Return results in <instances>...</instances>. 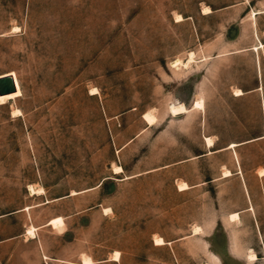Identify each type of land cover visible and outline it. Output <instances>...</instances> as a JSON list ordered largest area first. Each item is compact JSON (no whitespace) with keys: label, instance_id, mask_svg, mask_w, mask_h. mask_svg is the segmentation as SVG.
I'll list each match as a JSON object with an SVG mask.
<instances>
[{"label":"rangeland","instance_id":"374dc122","mask_svg":"<svg viewBox=\"0 0 264 264\" xmlns=\"http://www.w3.org/2000/svg\"><path fill=\"white\" fill-rule=\"evenodd\" d=\"M9 72L0 264H264V0H0Z\"/></svg>","mask_w":264,"mask_h":264},{"label":"bare ground","instance_id":"6f19581e","mask_svg":"<svg viewBox=\"0 0 264 264\" xmlns=\"http://www.w3.org/2000/svg\"><path fill=\"white\" fill-rule=\"evenodd\" d=\"M202 13L203 14H209L210 12H211V9L208 7V6H204L203 8H202ZM258 11V10H257ZM260 11V10H259ZM258 13H261V12H258ZM256 12H252L251 13V16H252V18L253 19H255V16H256ZM251 18V19H252ZM183 19H182V17L180 16V15H177L176 16V21H182ZM254 47V46H253ZM259 47H262V44H260V46ZM255 50L257 49L256 48V46H255V48H254ZM193 56H194V53H189V62L188 63H185V64H183L179 59H177V60H175V61H173L171 64H172V67H174V68H179L180 67V65L181 66H183L184 65V67H187L188 65H189V63L193 60ZM6 75H10L11 77H13V80H14V84H15V86H16V91L15 92H13V93H9V94H5V95H0V104L1 103H3L5 100H15V99H17L18 97H20L21 95H22V93H21V89H20V87H19V84H18V81H17V78H16V75H15V73L14 72H9V73H6V74H4V75H0V77H4V76H6ZM234 93H233V95L234 96H241V95H243V92L240 90V89H235L234 91H233ZM179 104V103H178ZM174 105V104H171L170 105V109H169V111L171 112V114L172 115H177V114H188L189 112H191L192 110H195V109H200V108H202L203 107V101H202V99L199 97L198 99H196V100H194V102L192 103V105H191V107L190 108H187L185 105H183V104H179V105ZM15 112H17V111H15ZM143 117H144V119L147 121V123L149 124V125H151L153 122H154V120H155V115L152 113V112H147V113H145L144 115H143ZM205 141H206V143H207V145L208 146H212L213 145V141H212V139L210 138V137H205ZM238 144H236V143H233V144H231V145H229L228 146V148H232V147H235V146H237ZM115 170H116V172H120V171H122V169H121V167H116L115 168ZM231 175V173L228 171V170H226L225 172H224V176L225 177H227V176H230ZM187 188V185L186 184H180L179 185V190H183V189H186ZM29 191L30 192H34V188H33V186H31V185H29ZM238 217H239V215H238V213H234V214H232V216H231V218L232 219H238ZM28 232L31 234L32 232H33V228H30L29 230H28ZM155 244H163V240L161 239V238H156L155 237ZM118 253H116V255H115V257H114V259L116 258H118ZM254 256L253 255H251V258H253Z\"/></svg>","mask_w":264,"mask_h":264},{"label":"water","instance_id":"95a60500","mask_svg":"<svg viewBox=\"0 0 264 264\" xmlns=\"http://www.w3.org/2000/svg\"><path fill=\"white\" fill-rule=\"evenodd\" d=\"M15 91L16 86L14 84L13 77H11L10 75L0 77V95L13 93Z\"/></svg>","mask_w":264,"mask_h":264},{"label":"crops","instance_id":"0c3cea01","mask_svg":"<svg viewBox=\"0 0 264 264\" xmlns=\"http://www.w3.org/2000/svg\"><path fill=\"white\" fill-rule=\"evenodd\" d=\"M212 13V11L210 12V14ZM262 13V12H261ZM258 14V13H257ZM256 14V15H257ZM255 39H256V41L258 42V43H260V40H259V38L258 37H256L255 36ZM261 44V43H260ZM260 48V47H259ZM253 50H254V47L252 48ZM258 49V48H257ZM6 74V73H5ZM2 75H4V74H1V76ZM238 88V87H237ZM238 89H240L242 92H243V95H244V93H252V92H257V91H259V90H261V86H256L255 88H252V89H242V88H238ZM243 95H241V96H243ZM239 97V96H238ZM262 136H260V137H258V138H261ZM205 138V136L203 137V139ZM258 138H256V139H258ZM205 141V140H204Z\"/></svg>","mask_w":264,"mask_h":264}]
</instances>
